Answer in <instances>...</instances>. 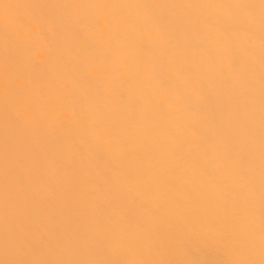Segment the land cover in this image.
<instances>
[{
	"label": "bare ground",
	"instance_id": "bare-ground-1",
	"mask_svg": "<svg viewBox=\"0 0 264 264\" xmlns=\"http://www.w3.org/2000/svg\"><path fill=\"white\" fill-rule=\"evenodd\" d=\"M0 264H264V0H0Z\"/></svg>",
	"mask_w": 264,
	"mask_h": 264
}]
</instances>
